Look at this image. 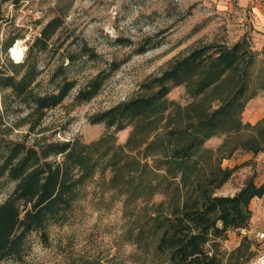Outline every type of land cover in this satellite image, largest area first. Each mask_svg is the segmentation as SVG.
Wrapping results in <instances>:
<instances>
[{"label":"rangeland","instance_id":"1","mask_svg":"<svg viewBox=\"0 0 264 264\" xmlns=\"http://www.w3.org/2000/svg\"><path fill=\"white\" fill-rule=\"evenodd\" d=\"M53 21L49 37L45 38L42 32ZM260 26L264 29V0L0 3V204L17 184L7 171L2 174L13 143L33 146L35 141L44 144L76 140L84 144L97 142L98 148L93 155L95 167L73 188L71 206L62 216L49 219L47 243L40 232L26 235L25 264H165L166 257L155 247L150 217L161 210L159 203L167 202L163 208L166 210L168 203L185 195L192 182L213 168L222 176L224 171L230 173L216 189V196H234L251 180L262 184L263 171L255 166L249 168L248 163L264 151L254 152L255 145H263L264 139L259 137L258 129L246 127L264 121V31L257 30ZM257 31L263 35L255 40L258 46L254 45ZM42 38L48 41L46 50L35 42ZM17 39L32 46L25 60L15 64L8 50ZM241 40L249 41L255 60L250 66L243 63L240 69L244 79L249 77L246 94L240 98L247 99L244 108L235 107L228 124L222 126V130L234 127L227 135L211 137L187 164L186 184L176 167L164 166L159 142L146 147L159 133L199 129L205 111L211 114L221 103L220 96L238 88L240 71L230 86L210 87L200 94L197 89L202 77L174 87L155 109L146 105V111L121 131L109 120H99L110 109L153 97L161 88L159 78L194 50L202 46L230 47ZM215 51L211 49L209 54ZM4 75L16 80L25 76L28 81L35 77L26 94L16 95L10 85L2 84ZM95 79L102 84L93 98L77 97ZM63 81L75 83L63 102L44 113L36 112L33 97L57 93ZM253 111L261 115L257 122V116L251 119L253 122L248 120ZM117 121L122 122L121 118ZM49 159L64 161L62 155ZM80 174L73 166V179ZM143 182L151 188L139 187ZM131 192L132 203L127 205ZM259 204L260 200L253 197L248 224L230 230L222 241L223 250L234 253L231 260L238 264H247L264 249V241L258 238V233L264 232V220L253 222V211ZM19 205L22 209L30 206L22 200ZM4 264L16 263L7 260Z\"/></svg>","mask_w":264,"mask_h":264},{"label":"trees","instance_id":"2","mask_svg":"<svg viewBox=\"0 0 264 264\" xmlns=\"http://www.w3.org/2000/svg\"><path fill=\"white\" fill-rule=\"evenodd\" d=\"M53 23L54 21L49 22L45 26L42 36L49 37ZM35 42L42 50L48 47L47 39H36ZM214 48L216 50L214 55L209 54ZM253 52L249 41L246 40L238 41L230 47L202 46L159 78L158 83L161 88L153 97L128 102L122 107L110 109L98 118L100 121L109 120V124L115 125L116 130L121 131L125 129V124L140 117L146 111L144 109L146 105L155 109L174 87L189 84L190 81L196 80V77H202L197 89V93L200 94L210 87L230 86L240 71L242 81L238 88L236 85L233 90L237 89L229 92L227 96L219 95L221 103L211 114L208 113V109L205 111V116L199 121V129L191 132L188 129L181 131L178 128L171 129L167 133H159L146 147L149 149L159 142L161 152L165 156L164 166L176 167L181 174L182 182L186 184L185 179L189 170L185 167L195 159L196 153L204 149L205 143L211 137L217 136L218 133L227 135L228 131L234 128L232 126L229 130H222V126L228 124L234 108L238 107V110L244 108L247 99L240 101V98L246 94L249 77L244 79L240 69L243 63L250 66L255 61ZM34 77L28 81L25 76L16 80L14 76L4 75L2 84L10 85L16 95L26 94ZM99 77L101 74L98 75ZM74 84L71 81H63L57 93L34 96V110L44 113L49 108L58 106ZM101 84L98 79L93 80L86 89L78 92L77 97L85 100L93 98ZM31 116L32 113L28 117ZM117 118H121L122 122H118ZM246 127L258 129L259 137L264 139V121L255 126L247 124ZM33 144L27 146L24 142L13 143L5 159L2 174L7 171L9 177L17 184L15 191L0 204V264H4L7 260L16 264L26 263L24 262L25 238L31 232H40L42 240L47 243L46 227L49 219H56L66 213L67 208L71 206L70 195L74 186L76 187V184L95 167L93 155L98 149L97 142L84 144L75 140L40 144L35 141ZM255 146L254 152L264 150V143ZM56 155H62L64 161L56 162L49 159ZM73 166L78 167L81 173L75 179L72 175ZM220 172L215 168L205 172L203 178L191 183L192 187L185 195H178L173 202L170 200L166 210L163 208L166 206L164 203L167 202L159 203L161 210L150 216L154 222L152 231L156 239L155 247L158 253L166 257L165 264H238L237 261L231 260L234 253H226L221 244L227 239L230 230L243 228L248 224L251 216L250 201L253 197L264 196V181L258 185L251 180L234 196H216V189L230 175L229 171H222L223 176L225 175L223 177ZM165 174L167 175L168 172L166 171ZM139 187L143 190L151 188L148 182H143ZM131 194L132 192L128 194L127 205L132 203ZM21 200L30 206L22 209L19 205Z\"/></svg>","mask_w":264,"mask_h":264},{"label":"crops","instance_id":"3","mask_svg":"<svg viewBox=\"0 0 264 264\" xmlns=\"http://www.w3.org/2000/svg\"><path fill=\"white\" fill-rule=\"evenodd\" d=\"M255 18H256V20H260V18L256 15L255 16ZM257 30H259V31H264V29H263V27H257ZM259 31H257V32H255V34L257 35L255 38H254V42H255V40L257 41H259L260 40V35L261 36H263L261 33H258ZM254 45H256V46H258L257 45V43L255 42L254 43ZM257 112H255V111H253L252 113H251V115L248 117V120L249 121H251V119L253 118V117H256L257 116V119L255 120V122H257L258 121V119H259V117L261 116L260 115V113H258V114H256ZM251 122H253V121H251ZM213 138H217V137H213ZM213 138H211V139H213ZM219 138V137H218ZM211 139H209V140H211ZM250 157H252L251 155H249ZM254 159L251 161V162H249L248 163V166H249V168H251V167H253V166H255V168H257V169H261L262 171H263V173H264V151L263 152H261L260 154H258L256 157H253ZM257 199H259L260 200V204L259 205H264V196H262L261 198H259V197H257ZM261 206H258L257 208H255L254 209V211H253V216H254V220L255 221H253L255 224L257 223L256 221H258V220H264V219H261V218H264V207H261ZM253 226V225H252ZM261 227L264 229V223H262V225H261ZM263 232V231H262Z\"/></svg>","mask_w":264,"mask_h":264},{"label":"built area","instance_id":"4","mask_svg":"<svg viewBox=\"0 0 264 264\" xmlns=\"http://www.w3.org/2000/svg\"><path fill=\"white\" fill-rule=\"evenodd\" d=\"M4 0H0V3ZM12 6V4H11ZM30 43V40L28 41ZM15 46H18L14 53H13V48ZM30 45L24 44L23 42H20L19 39L15 41L12 47H9L8 53H9V58L13 63H20L25 60L28 50H29ZM258 238L264 241V232H259L258 233ZM247 264H264V249L259 250V252L251 257L250 261Z\"/></svg>","mask_w":264,"mask_h":264},{"label":"bare ground","instance_id":"5","mask_svg":"<svg viewBox=\"0 0 264 264\" xmlns=\"http://www.w3.org/2000/svg\"><path fill=\"white\" fill-rule=\"evenodd\" d=\"M14 48H15V47H14ZM14 48H13V49H14Z\"/></svg>","mask_w":264,"mask_h":264}]
</instances>
